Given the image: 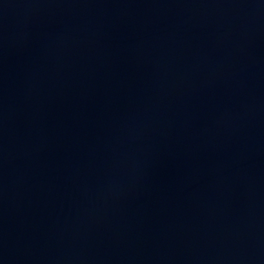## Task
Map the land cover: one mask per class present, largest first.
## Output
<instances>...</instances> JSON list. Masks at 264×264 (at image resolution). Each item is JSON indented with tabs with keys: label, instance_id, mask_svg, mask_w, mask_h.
Listing matches in <instances>:
<instances>
[{
	"label": "water",
	"instance_id": "95a60500",
	"mask_svg": "<svg viewBox=\"0 0 264 264\" xmlns=\"http://www.w3.org/2000/svg\"><path fill=\"white\" fill-rule=\"evenodd\" d=\"M0 264H264V0H0Z\"/></svg>",
	"mask_w": 264,
	"mask_h": 264
}]
</instances>
